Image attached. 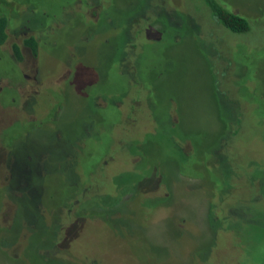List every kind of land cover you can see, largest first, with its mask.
<instances>
[{
	"label": "rangeland",
	"instance_id": "374dc122",
	"mask_svg": "<svg viewBox=\"0 0 264 264\" xmlns=\"http://www.w3.org/2000/svg\"><path fill=\"white\" fill-rule=\"evenodd\" d=\"M12 1L30 5L37 32L12 25L0 51L13 57L28 35L37 45L20 48L16 72L0 61V234L14 224L0 264H40L39 239L63 234L47 264H264V0H219L251 21L245 35L202 0ZM154 120L159 139L140 145L134 186L129 155ZM167 136L202 154L195 178L176 172Z\"/></svg>",
	"mask_w": 264,
	"mask_h": 264
},
{
	"label": "trees",
	"instance_id": "16d2710c",
	"mask_svg": "<svg viewBox=\"0 0 264 264\" xmlns=\"http://www.w3.org/2000/svg\"><path fill=\"white\" fill-rule=\"evenodd\" d=\"M202 2L207 7L208 12L210 13L212 19H214L216 24L225 28L226 30H228L232 34H244L245 35V34H248L250 32V30L252 28L251 27V21L247 17L240 15L238 13H235V12L231 11L230 9H227L224 5H222V3H220L219 0H202ZM29 8H30V5L27 6V4L22 6V5L15 3L12 0H0V47L3 46V44L7 40V37H8L7 33H8V31H11V26L14 24H17L18 27L20 26L22 29L25 28L29 32H31V31L37 32L36 29L34 28L35 25L32 26L30 24V21L28 22V19H26L29 16V14H31V11ZM160 11L163 12L164 10L160 9ZM174 17H175V14L173 12L166 15V19L175 25V23L173 22ZM175 20L178 21L176 19V17H175ZM158 21H159V19L157 17H155L154 22L157 23ZM169 25L172 26L171 24H169ZM154 31L155 30H153L152 32H154ZM159 31H157V32H159ZM125 36H127V34ZM177 38L178 37L176 35L172 38L173 44L175 43V40ZM20 42H21V44H20L21 46L28 48L31 51V53L34 54L35 47L37 44H36V39L33 35L25 36L24 38H22L20 40ZM169 42H170V40H169ZM242 43L244 44V42H242ZM128 44H127V46H128ZM170 44H172V43H170ZM11 50H12L13 57H11L8 54L9 52H6V51L1 52L0 51V58H1L0 61L6 63V65L9 67H13L12 71L16 72L18 70V68H17V63L19 62L18 60L21 59V54L19 51V45L13 43L11 45ZM1 56H4V57L2 58ZM217 58L218 57L214 58L213 61L217 60ZM16 68H17V70H16ZM136 68H138V67H136ZM137 71H138V69H137ZM132 72H133V76H137V72L135 71V69H133ZM243 72H244V70H243ZM18 75H19V71H18ZM213 77H214V79H212V84H213V89H214V90L212 89L213 93L214 92L219 93L218 85L216 83L215 76H213ZM238 77H239V75H238ZM135 82L137 84H139V87H140V85H141V87H142V85H144L142 83V81L139 80V77L135 80ZM211 88H212V85H211ZM0 95H1V93H0ZM214 95H215V93H214ZM29 97L25 102H23L24 104L29 100ZM101 98H104V96H102ZM13 101H11V103ZM157 105L158 104L155 101H153L150 104V109L154 112L159 107ZM99 107L100 106L94 105L93 109L99 110ZM115 108H117V106H115ZM26 117L31 118V121H28V122H30V123L33 122L34 119L30 116V114H27ZM168 118H169V115H168ZM233 121H236L235 116H234ZM150 124H151V128L149 129L150 132L142 133L146 137V139H144V141H142L141 143H139L140 138H138L139 140L137 139L136 141H134V143H135V145L133 146L134 150L132 151L131 155H129L130 158L135 159V162H134L132 168H130L132 171L131 175H130L132 178L131 182L133 183L134 186L139 184V181L141 179H145V178H143V176H141L146 168L142 167L143 165H141V162L139 160V154H140L139 147L145 145L147 142L151 143L153 145L154 143L158 142V139H159L157 132H158V128L161 127L160 126L161 124L159 123L158 120H154L153 124L151 121ZM172 124H174V123L172 122ZM225 132L226 131H224V133ZM86 133H88V132H84L83 135L82 134L81 135L87 137L88 134L86 136ZM228 134H230V133H228ZM166 139L169 140V137L167 136ZM169 141H170L171 149L173 148L174 149L173 152L175 151L174 154L170 153V155L172 157V158H170V163L174 165V167L176 168V172L178 174L181 173V175H184V176L187 175V177L195 178L196 175H198V173L202 172V170L200 169L201 166L198 164V162H199L198 160H200V158L202 157V154H200L198 156L199 158L198 157L196 158V156H194L192 151H191L194 147L191 148V144L189 141L188 142L183 141L180 145L179 144L177 145L175 142L172 141V139H170ZM185 143L188 144V147L186 148L187 150H185L182 147V144H185ZM7 147H8V145L0 146V152L3 149H7ZM208 154H209V152H208ZM42 157H45V156L42 155ZM192 158H193V160H192ZM194 159L195 160L197 159L196 162ZM43 161H44V159H41V162H43ZM42 170H43V168H42ZM212 170H213V174L218 178L219 181H221L222 177H221L217 167L212 166ZM224 171L225 170H223V172ZM222 181H224V180L222 179ZM224 184L225 183H223V186H225ZM76 189H73V194L68 198V200H67L68 204L66 202V206H67V209H69L68 210L69 212L71 209L70 214H73L72 209H74L76 211L80 207V201H82V198H81L83 196L82 188H78V190H76ZM163 200H168V196L162 197V198L156 197V199L153 202L157 201L156 204H160ZM149 202H151L149 200V197L143 198V205H149ZM90 205H92V203ZM93 211H97L98 214L90 213V214H92V217L94 215L95 218L103 219V220H105L106 217H109L110 215L113 214V212L111 210H109V211H103L101 209H93L92 210V206H90V208H87L86 211H84V212H93ZM84 212H78V214H79L78 220H80V221L85 220L84 219L85 216L83 215ZM235 212L237 214H239L238 211H236V210H234L232 213L234 214ZM56 222H54V223L56 224ZM13 226H14V224H12V227ZM12 227L11 226L7 227L8 230L3 228L2 234H0V240L6 239L8 237V235L11 234V232L13 231ZM70 228H71V226L69 225V229ZM75 228L76 227L74 225H72V228L70 230L75 229ZM55 231H57V229H55V228H53L52 230H49V232H51V233H53ZM55 234L57 235V233H55ZM56 238H55L56 239L55 242H53L52 239H49L50 242L48 239L47 240L39 239V241H38L39 245L33 251V256H35L37 258V260L40 262V264H47L48 258L54 260L53 257H55V255H58V254L61 255L62 254L61 252L64 251V248L62 247L63 241L66 240L64 237V234L62 236L58 235ZM7 247H9V246L7 245ZM48 248L57 250V252L55 254L46 253L44 256L42 253L38 252L39 250H42V249H45V251H47ZM3 254H4V257L6 259L10 260L9 262L15 261V260H11L10 257L7 256L5 249H3Z\"/></svg>",
	"mask_w": 264,
	"mask_h": 264
},
{
	"label": "flooded vegetation",
	"instance_id": "af4514ba",
	"mask_svg": "<svg viewBox=\"0 0 264 264\" xmlns=\"http://www.w3.org/2000/svg\"><path fill=\"white\" fill-rule=\"evenodd\" d=\"M139 33H140V32L137 31L136 34H139ZM130 35H131L130 33H127V37H132V35H131V36H130ZM5 42H6V41H5ZM129 43H130V42H129ZM20 44H21V42H19V44H18V45H19V50H20V48H21V49L25 48L24 46H21ZM130 45H132V44H131V43L128 44V47H129V48H133V47H134L133 45H132V46H130ZM1 47H2V46H1Z\"/></svg>",
	"mask_w": 264,
	"mask_h": 264
}]
</instances>
